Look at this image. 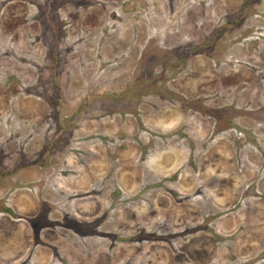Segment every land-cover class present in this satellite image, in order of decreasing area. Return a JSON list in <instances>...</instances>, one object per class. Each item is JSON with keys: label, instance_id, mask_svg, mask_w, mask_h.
<instances>
[{"label": "rangeland", "instance_id": "1", "mask_svg": "<svg viewBox=\"0 0 264 264\" xmlns=\"http://www.w3.org/2000/svg\"><path fill=\"white\" fill-rule=\"evenodd\" d=\"M0 264H264V0H0Z\"/></svg>", "mask_w": 264, "mask_h": 264}]
</instances>
